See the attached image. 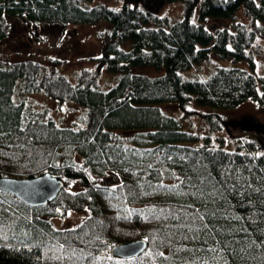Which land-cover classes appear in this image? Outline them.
<instances>
[{
    "label": "trees",
    "instance_id": "trees-1",
    "mask_svg": "<svg viewBox=\"0 0 264 264\" xmlns=\"http://www.w3.org/2000/svg\"><path fill=\"white\" fill-rule=\"evenodd\" d=\"M138 1L0 0V43L17 21L108 25L97 33L95 67L74 80L58 59L0 58V176L50 172L64 181L54 200L36 207L0 191V264H264V150L251 139L234 150L194 144L200 135L162 107L188 113L193 97L222 110L248 99L264 105V76L245 68L182 75L211 53L254 66L248 49L264 37V0H182L176 21ZM210 19L230 24L211 29ZM136 66L164 73L150 77ZM103 70L115 76L107 89L99 88ZM29 94L84 112L61 124L47 107L26 103ZM203 115L212 129L224 125L219 113ZM69 212L87 216L55 227L52 218ZM137 239L147 241L138 256L110 255L112 245Z\"/></svg>",
    "mask_w": 264,
    "mask_h": 264
},
{
    "label": "rangeland",
    "instance_id": "rangeland-1",
    "mask_svg": "<svg viewBox=\"0 0 264 264\" xmlns=\"http://www.w3.org/2000/svg\"><path fill=\"white\" fill-rule=\"evenodd\" d=\"M140 1V2H139ZM141 6L150 8L159 15H168L173 21L181 18L183 3L182 0H139ZM104 2L112 7H119L123 0H93V3ZM238 20L245 22L242 12L238 13ZM211 29L217 26H229L228 20H209ZM107 24H96L94 26L68 25L63 27L59 24H37L25 25L18 21L14 22V28L9 37L0 43V58L16 61L21 59H34L43 64H51L50 58L58 59L61 63L56 66L74 80V73L84 67L93 69L95 62L92 57L100 54L102 38L98 31L107 28ZM130 43L124 46L129 47ZM248 51L253 55L254 66L249 60L240 61L219 60L214 53H211L205 63L192 67L182 75L186 78L203 79L217 67H241L247 69L256 77L264 76V37L255 41ZM134 72L159 76L164 69H157L153 66H136ZM114 75L102 71L100 78V89H107L114 84ZM23 100L35 109L47 107L50 114L61 124L73 125L84 110L72 103L58 104L43 94L23 95ZM163 109L172 116L181 120L182 129L200 135L198 143H207L214 147L226 150H234L240 139H251L257 141L260 151L264 150V105H260L252 99H248L233 109L222 110L210 106L197 104L195 97L190 101L188 113L180 111L176 105H162ZM216 112L223 116L224 125L221 129H212L204 117V113ZM107 182L114 183L115 176L109 175ZM76 190L77 186L71 187ZM87 216V212H69L61 218H52L57 228H69L78 225Z\"/></svg>",
    "mask_w": 264,
    "mask_h": 264
},
{
    "label": "water",
    "instance_id": "water-1",
    "mask_svg": "<svg viewBox=\"0 0 264 264\" xmlns=\"http://www.w3.org/2000/svg\"><path fill=\"white\" fill-rule=\"evenodd\" d=\"M63 187V179L50 172L29 178L0 176V191L7 192L34 207L54 200ZM146 246L145 239L118 243L111 246L110 254L119 258H132L142 253Z\"/></svg>",
    "mask_w": 264,
    "mask_h": 264
}]
</instances>
